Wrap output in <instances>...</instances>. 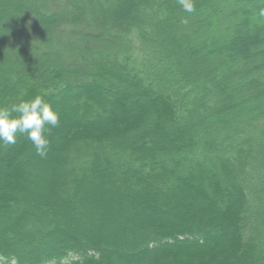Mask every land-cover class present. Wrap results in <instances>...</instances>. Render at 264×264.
Here are the masks:
<instances>
[{
	"label": "trees",
	"instance_id": "trees-1",
	"mask_svg": "<svg viewBox=\"0 0 264 264\" xmlns=\"http://www.w3.org/2000/svg\"><path fill=\"white\" fill-rule=\"evenodd\" d=\"M194 2L0 0V107L60 116L0 142V255L264 264V0Z\"/></svg>",
	"mask_w": 264,
	"mask_h": 264
},
{
	"label": "clouds",
	"instance_id": "clouds-1",
	"mask_svg": "<svg viewBox=\"0 0 264 264\" xmlns=\"http://www.w3.org/2000/svg\"><path fill=\"white\" fill-rule=\"evenodd\" d=\"M186 13L195 12L194 0H178ZM264 17V7L259 9ZM187 22L186 20L184 21ZM16 113L17 115H13ZM60 116L53 106L42 96L30 100H22L9 108L0 107V142L15 144L17 137L26 135L32 142L36 154L42 158L48 154L51 130L59 125ZM0 264H19L16 256L0 255Z\"/></svg>",
	"mask_w": 264,
	"mask_h": 264
},
{
	"label": "rangeland",
	"instance_id": "rangeland-1",
	"mask_svg": "<svg viewBox=\"0 0 264 264\" xmlns=\"http://www.w3.org/2000/svg\"><path fill=\"white\" fill-rule=\"evenodd\" d=\"M119 1H122L123 3H125L126 1H128V0H119ZM126 7V5H123V6H121L120 8H122V9H124ZM120 8H118V9H116V8H114V7H112L111 6V12L114 14V13H116L117 12V14H118V12L119 11H121L120 10ZM259 18H262V16H259ZM245 32H248L247 31V29H245V28H241V31H240V34L241 35H243L242 36V39H243V41L244 42H249V43H253V40L255 41V42H259L260 44L259 45H257L256 47H254L253 48V44H251V47H250V50L252 51L253 50V52H256V51H258L259 52V54H260V52H263V49H264V33H258L257 35H252L251 33V35L253 36H251V37H248V33L245 35ZM260 36V37H259ZM255 37H257L256 39H255ZM52 131V130H51ZM49 154H50V149L48 150V154H47V156L46 157H44V158H42V157H40V156H38V155H36V157H37V159H38V162H39V164L41 165V166H44L45 164H49V165H52V167H54V165H53V163H55V160H53V158H51V156H49ZM35 155V154H34ZM14 165V164H13ZM13 165H11V166H13ZM10 166V167H11ZM7 167H6V165H5V168H4V170L6 169ZM16 168V167H15ZM16 172V171H15ZM40 173H42V172H40ZM38 175H40V174H38ZM22 176H24V177H26V175H22ZM20 177H21V175H20ZM18 178H19V176H18ZM7 179V178H6ZM5 180V179H4ZM6 181V180H5ZM4 181V182H5ZM6 186H8V187H10V181H6L5 183H4ZM189 188V185H187L186 186V188ZM190 188H191V186H190ZM192 197H187L186 199H191ZM195 197H193L192 198V200L194 199ZM159 219V217H157L156 216V219ZM217 233H219V232H217ZM219 237H220V234H219Z\"/></svg>",
	"mask_w": 264,
	"mask_h": 264
}]
</instances>
